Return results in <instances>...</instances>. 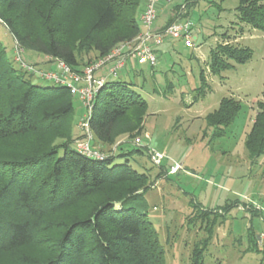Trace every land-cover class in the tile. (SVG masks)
<instances>
[{
  "label": "trees",
  "instance_id": "obj_1",
  "mask_svg": "<svg viewBox=\"0 0 264 264\" xmlns=\"http://www.w3.org/2000/svg\"><path fill=\"white\" fill-rule=\"evenodd\" d=\"M197 1L177 7L160 32L190 19L187 12L179 13ZM144 5L145 0H0V28L24 55L33 51L58 69L63 63L83 74L143 32ZM237 13L241 24L264 31L263 0H241ZM24 55L34 72L15 67L0 34V264H166L158 231L142 203L152 187L150 177L127 158L144 151L119 154L121 138L132 142L144 132L147 101L131 82L108 80L89 120L94 148L104 159L89 158L77 147L87 136L79 130L81 118L75 119L70 89L54 81L51 86L33 83V76L50 80L40 77L45 71ZM251 56L248 48L221 43L211 52L210 73L219 75ZM201 77L205 80L204 73ZM240 111L234 98L221 101L206 118L213 139ZM246 147L253 163L264 156V101L258 103ZM227 211L199 209L197 217L188 218L190 226L199 219L209 236L194 246L191 264H204L214 227Z\"/></svg>",
  "mask_w": 264,
  "mask_h": 264
},
{
  "label": "rangeland",
  "instance_id": "obj_2",
  "mask_svg": "<svg viewBox=\"0 0 264 264\" xmlns=\"http://www.w3.org/2000/svg\"><path fill=\"white\" fill-rule=\"evenodd\" d=\"M186 1L173 0L166 9L160 8L156 25H166L172 12ZM240 2L198 0L186 9L193 23L194 48L167 37L158 48L154 69L133 64L118 76L131 82L132 89L148 103L145 130L138 136L141 143L123 137L119 154L137 148L144 151L143 156L127 158L150 177L152 187L142 203L158 231L166 264H191L194 246L209 238L200 229L199 219L195 226L188 224L199 209H228L214 227L204 264H264V156L253 163L246 147L258 103L264 101V31L240 23ZM0 34L9 59L19 69L14 39L3 28ZM226 42L250 49L251 59L214 76L209 69L211 52ZM24 57L38 70L60 73L57 64L36 52L26 51ZM31 79L43 86L54 84L37 76ZM224 98L239 101L241 111L225 133L213 139L206 118ZM74 108L79 121L87 113L79 97H74ZM152 154L160 159L154 160Z\"/></svg>",
  "mask_w": 264,
  "mask_h": 264
},
{
  "label": "built area",
  "instance_id": "obj_3",
  "mask_svg": "<svg viewBox=\"0 0 264 264\" xmlns=\"http://www.w3.org/2000/svg\"><path fill=\"white\" fill-rule=\"evenodd\" d=\"M171 3V0H165ZM161 0H145L143 12L140 17V23L143 32L134 40L122 44L114 49L108 56L96 64L85 68L83 74L72 72L70 68L63 63H59L60 73L39 72L40 77L54 81L55 83L67 86L74 97H79L87 113L81 118L79 126L86 134L85 142L78 144V150L89 158L103 160L102 155L92 145L94 136L90 131L89 120L94 107L95 97L104 87L106 82L113 77H118L119 73L127 66L133 64L138 66L156 67L158 64V48L164 44L165 38L170 37L175 40H183L187 48H194L191 41L193 23L190 19H182L173 23L162 32L155 31L156 21L159 17ZM15 53L17 62L28 73L34 72L33 66L28 65L24 59V50L16 44ZM105 68V69H104ZM106 70L107 75L97 77V73ZM135 143L140 144L137 139ZM154 160H159L160 155L152 154Z\"/></svg>",
  "mask_w": 264,
  "mask_h": 264
},
{
  "label": "crops",
  "instance_id": "obj_4",
  "mask_svg": "<svg viewBox=\"0 0 264 264\" xmlns=\"http://www.w3.org/2000/svg\"><path fill=\"white\" fill-rule=\"evenodd\" d=\"M173 2V0H171V3ZM167 5H170V3H166V2H164L162 5H161V10H163V9H166V6ZM175 10L172 12V16H171V19L172 18H174L175 17ZM184 13H186V11H181L180 13H179V15L180 16H182ZM180 20H182V19H179L178 21H180ZM165 26V25H164ZM164 26H158V25H156V27H155V31L156 32H160L161 31V29L164 27ZM33 58H34V56H32ZM44 60H45V58H44ZM50 66V65H49ZM50 68H52V66H50ZM50 71V70H49ZM54 72H56V71H54ZM97 77H99V76H102V75H107V73L104 71V70H102V71H100V72H98L97 74Z\"/></svg>",
  "mask_w": 264,
  "mask_h": 264
}]
</instances>
